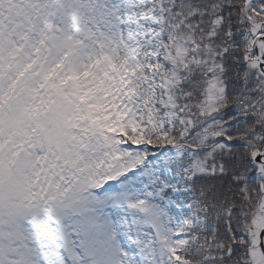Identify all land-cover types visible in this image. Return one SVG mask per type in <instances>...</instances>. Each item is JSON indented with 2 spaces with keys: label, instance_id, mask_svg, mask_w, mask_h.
Segmentation results:
<instances>
[{
  "label": "snow or ice",
  "instance_id": "obj_1",
  "mask_svg": "<svg viewBox=\"0 0 264 264\" xmlns=\"http://www.w3.org/2000/svg\"><path fill=\"white\" fill-rule=\"evenodd\" d=\"M0 264H264V0H0Z\"/></svg>",
  "mask_w": 264,
  "mask_h": 264
}]
</instances>
